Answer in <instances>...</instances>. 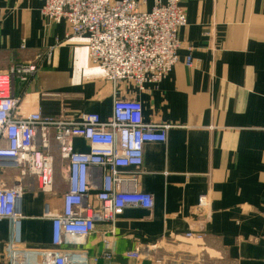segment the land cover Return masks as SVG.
I'll return each instance as SVG.
<instances>
[{
    "label": "crops",
    "instance_id": "1",
    "mask_svg": "<svg viewBox=\"0 0 264 264\" xmlns=\"http://www.w3.org/2000/svg\"><path fill=\"white\" fill-rule=\"evenodd\" d=\"M43 5L0 0V71L20 62L39 66L28 82L17 79L19 97L38 98L44 115L98 113L102 119L112 116L115 96L136 98L146 123L168 127L165 143L146 144L137 183L154 207L131 206L117 217L113 260L101 258L106 223L84 244L63 248L87 253L91 264H186L189 258V264H264V0H188L179 62L143 91L130 83L113 89L91 63L86 39L68 37L65 21L50 23ZM153 5L149 0L147 9ZM75 148L89 150L83 138ZM67 189L61 170L52 195L28 186L19 264L41 261V251L56 248L46 214L63 209ZM202 195L209 199L208 219L198 207ZM191 231L202 237L187 238ZM10 243L11 225L3 220L0 264H11ZM154 245L151 257L126 255Z\"/></svg>",
    "mask_w": 264,
    "mask_h": 264
},
{
    "label": "built area",
    "instance_id": "2",
    "mask_svg": "<svg viewBox=\"0 0 264 264\" xmlns=\"http://www.w3.org/2000/svg\"><path fill=\"white\" fill-rule=\"evenodd\" d=\"M43 1L41 12L50 23L65 21L68 37L86 39L91 63L104 71L113 89L130 83L143 91L146 83L165 79L179 62V32L188 23V0H154L150 10L145 8L149 0ZM187 65H193L191 57ZM38 71L36 62H20L0 71V223L8 220L11 225L10 262L19 264L16 246L21 243L26 178L52 195L57 164L68 189L62 196L63 209L46 214L53 222L56 248L41 251V261L20 264H91L87 253L63 247L84 244L98 223L109 227L103 233L101 258L112 261L117 217L131 206L154 207L153 196L140 191L137 183L146 144L165 143L168 127L146 123L142 103L121 96L114 97L108 119L98 113L44 115L38 98L16 94L17 79L26 83ZM76 138L86 141L87 152L76 150ZM11 171L16 173L9 174ZM198 207L208 219L206 195L199 198ZM186 237L202 235L191 231ZM156 248L138 247L126 255L147 258Z\"/></svg>",
    "mask_w": 264,
    "mask_h": 264
},
{
    "label": "rangeland",
    "instance_id": "3",
    "mask_svg": "<svg viewBox=\"0 0 264 264\" xmlns=\"http://www.w3.org/2000/svg\"><path fill=\"white\" fill-rule=\"evenodd\" d=\"M145 8L147 9V5H146ZM60 168H61V166L59 164H57V169H56V171H57V173H56L57 178H59V175H60ZM15 173H16V171L9 172V174H12V175H14ZM26 182H27V184H28L29 187H31V186L34 185V181L30 177H27L26 178ZM26 191H27V189H26ZM189 260L194 262V260L192 258H189ZM185 261H187V260H185ZM198 261H199V263H201V261H202L201 258H199Z\"/></svg>",
    "mask_w": 264,
    "mask_h": 264
}]
</instances>
